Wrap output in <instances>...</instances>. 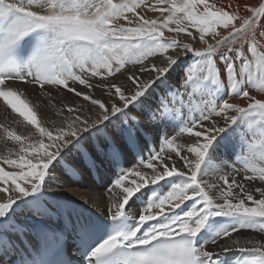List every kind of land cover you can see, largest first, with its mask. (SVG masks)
<instances>
[{"label": "snow or ice", "instance_id": "snow-or-ice-1", "mask_svg": "<svg viewBox=\"0 0 264 264\" xmlns=\"http://www.w3.org/2000/svg\"><path fill=\"white\" fill-rule=\"evenodd\" d=\"M28 89L74 99L46 117ZM0 101L13 114L0 123V264H220L231 251L264 264V155L252 156L264 146V0H0ZM242 118L247 148L226 168L216 149ZM162 126L172 131L154 140ZM142 141L155 147L121 167ZM106 168L116 178L97 199L79 194L103 221L49 200L51 184ZM216 217L243 222L204 239Z\"/></svg>", "mask_w": 264, "mask_h": 264}, {"label": "bare ground", "instance_id": "bare-ground-1", "mask_svg": "<svg viewBox=\"0 0 264 264\" xmlns=\"http://www.w3.org/2000/svg\"><path fill=\"white\" fill-rule=\"evenodd\" d=\"M258 1L254 2V1L245 0V2H247L251 5H257ZM214 2L219 4L221 2H226V0H214ZM233 2H235V0H233ZM188 42H189V40H188ZM184 59H188V58L185 57ZM180 70H181V73H180ZM181 75H182V69L181 68H178L176 71L171 73L170 81L174 84V86H175V84L179 83ZM117 79L122 80L123 77H120ZM220 84H221L220 89H209V91H214L216 98L218 100H223V99L227 98L228 93H229V88H228L226 83L221 82ZM175 90L176 89H172L173 92H175ZM253 91H255V89ZM60 93L63 94V91ZM159 93H160V89L158 88L156 91V95L158 96ZM27 94H28V97H36V99H38L37 97H40L39 101H41V104H48V97H46L45 94H43V93L33 92L32 89H28ZM99 94H100L99 91H97V95H99ZM195 94L196 95L201 94V86H199L197 89H195ZM50 96H51V100H53V102L56 103L58 107H60L59 98H61V95H59L55 91H53L52 93H50ZM33 100H34V98H33ZM153 102H155V97L153 98ZM235 102H238V101H235ZM50 110L52 112V109H50ZM8 114H11V113H8ZM0 117H1V115H0ZM4 118L5 117H3V119ZM222 123H223V121H221V124ZM252 127H253V124H252L251 118H242L241 121H238L237 124L232 125L231 128H229L226 132L221 134V136L224 139L222 140L220 147H218L216 149V155L218 157H222L224 160H226V162H227L226 168L231 167L235 162H237V156L239 154L245 152V150L247 148V144L244 140L245 133L247 131H251ZM170 131H172V126H162L155 131L153 139L158 140L160 137L164 136L167 132H170ZM238 134H240V135H238ZM218 139H220V138H218ZM177 142L183 143V137H178ZM145 145H146V142L142 141V143H141V147L143 148L142 153L145 157H147L149 149ZM152 146L155 147V143H152ZM260 155H264V146H261L260 149L254 150L252 152V156H260ZM122 164L125 168L132 167V166L136 165V161L130 155V151H128L125 154V157H124V160L122 161ZM111 172H112V168H106L104 170L103 176L108 177L109 173H111ZM88 173L90 174V172H88ZM85 174H84V176H85ZM86 176L84 178H86ZM68 177L71 180L67 179V183H65V184L63 183L61 186L57 185L58 189H56L55 183H54V186H55L54 188L50 187V188L46 189L47 196H48L49 200L58 201V202H61L63 204H66L70 207H72V205H75L74 207H76L80 210H86L89 213L100 214L97 211L96 207L91 202L89 204H87L85 202V200L82 198V196L79 194L90 193V194H92L93 199L95 200V199H97V194L102 193L105 190L104 189L105 186L95 184L92 177H91V174H90V176L88 175V177H87L88 181H86V182H82V181H80V179H79V181L75 180L71 176H68ZM60 187H62V188H60ZM167 190L168 189L165 188L163 191H160V195L162 196L164 194V192H166ZM62 199H66V202L65 203L62 202ZM100 208L106 211V208H104V205H100ZM33 219H40V218L39 217H33ZM242 222L243 221H240L238 219L216 217L213 220L209 221L208 227L203 230L201 235L204 237V239H208L209 236L213 235V233L215 231H219L221 229L228 228V227H233L237 223H242ZM56 223L57 222L52 221V224L54 226L56 225ZM239 235L241 236V238H256V239H259L261 236V234L251 232V231H245V232L240 233ZM27 238L31 239V235L29 234ZM19 245H20V242H17V247ZM246 255L247 254H244V253L231 251V252L221 253L217 258H226L228 260H233V261L237 262L238 264H251L250 261L244 259V257Z\"/></svg>", "mask_w": 264, "mask_h": 264}, {"label": "rangeland", "instance_id": "rangeland-1", "mask_svg": "<svg viewBox=\"0 0 264 264\" xmlns=\"http://www.w3.org/2000/svg\"><path fill=\"white\" fill-rule=\"evenodd\" d=\"M249 1H254V2H257L258 0H249ZM258 3H259V1H258ZM258 3H257V5H258ZM149 15L151 16L152 14L151 13H149ZM194 31V30H193ZM197 35V37H198V34H196ZM177 39H179V40H182L181 42H184V43H187L188 42V40L190 41V38L189 39H185V37H184V34H181L179 37H177ZM186 42H185V41ZM192 43H194V45H195V47L197 46V47H201L202 45L201 44H199L198 42H196V41H192ZM185 58V57H184ZM184 58H182V59H184ZM184 60H187V59H184ZM187 65H183L182 67H181V69H182V73H183V67H186ZM128 70L129 71H131L132 70V65H128ZM180 73H181V70H180ZM125 75H127V73H125ZM120 77H122V76H120V75H117V78H120ZM170 84H173L171 81H170ZM200 85L198 84L197 86H196V88L195 89H197L198 87H199ZM221 88V84L219 83V84H217V85H214V86H211L209 89H220ZM172 89H176L177 90V88H176V86H174V84H173V87H172ZM175 90V91H176ZM27 92H28V90L26 91V95L28 96V94H27ZM57 94H59V95H61V98H59V105H60V107H62L64 104H66V103H68L69 102V100H71V99H74V95L73 94H69V93H67L66 92V90L65 91H63V94L62 93H60V92H56ZM54 95V94H53ZM33 98H34V100H33ZM38 99H36V97H29V99H31V102L33 103V104H37V105H39L40 106V109H41V112L45 115V116H49V114H52V115H54V111H55V108H59L58 106H57V104L56 103H54L53 102V100H52V104H41V101H39L40 100V97H37ZM0 115H1V117H0V123H8V122H11L12 121V119H13V114H8V113H11V110L9 109V110H7L6 112H5V107L3 106V103H2V101H0ZM53 105H55V107H53ZM50 109H52V112H51V110ZM10 111V112H9ZM48 113V114H47ZM7 114V115H6ZM3 117H5L4 119H3ZM12 118V119H11ZM238 135H240V134H238ZM10 146V145H9ZM4 154H7V148L5 147V145H4V143L3 142H0V155H4ZM124 160V159H123ZM130 164V163H129ZM111 171V170H110ZM87 175V176H86ZM88 175L90 176V174L88 173V172H86V174H85V176H86V178H84L85 176L83 175H81V176H79V178H74L75 180H78L79 181V179H80V181H82V182H86V181H88ZM73 178V177H72ZM67 179H70L68 176H67ZM67 179H66V182L65 183H67ZM86 179V180H85ZM71 180V179H70ZM64 183V184H65ZM55 186H56V189H58L57 188V184H55ZM54 186V183L53 184H51L50 186H49V188L51 187V188H54L55 187ZM61 186V185H60ZM60 188H62V187H60ZM104 189H106V188H104ZM3 198L2 197H0V200H2ZM66 199H62V202H64ZM75 203V202H74Z\"/></svg>", "mask_w": 264, "mask_h": 264}]
</instances>
